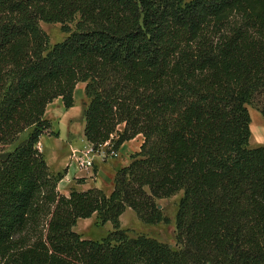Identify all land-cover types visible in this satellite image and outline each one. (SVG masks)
Segmentation results:
<instances>
[{
  "label": "trees",
  "instance_id": "16d2710c",
  "mask_svg": "<svg viewBox=\"0 0 264 264\" xmlns=\"http://www.w3.org/2000/svg\"><path fill=\"white\" fill-rule=\"evenodd\" d=\"M79 83L95 150L143 137L109 196L62 194L38 148ZM248 106L264 116V0H0V264H264ZM179 193L176 247L121 228L127 209L169 224L158 201ZM94 215L113 227L98 241L74 231Z\"/></svg>",
  "mask_w": 264,
  "mask_h": 264
},
{
  "label": "crops",
  "instance_id": "0c3cea01",
  "mask_svg": "<svg viewBox=\"0 0 264 264\" xmlns=\"http://www.w3.org/2000/svg\"><path fill=\"white\" fill-rule=\"evenodd\" d=\"M84 83H79L74 92V107L65 109L61 98L54 100L45 112V119L52 124V132L57 137L50 135H43L40 138L38 148L43 154L45 161L52 174H63L64 178L59 183V191L69 196L72 192H86L92 189H99L105 193L109 191V196L114 190V179L116 173L127 167L131 162V156L138 153L143 143V137L138 136L134 140L124 143L118 150V158L105 161H95V166L92 171H81L72 159V152L76 150H85L91 147L84 136L85 122L83 121L84 113L88 106V99L85 95ZM81 100L82 110H76L78 101ZM76 110L77 114L72 116L71 113ZM252 120V119H251ZM80 126V134H76L77 126ZM76 134V135H75ZM81 138L85 143L82 149L75 146L77 139ZM58 142H65L66 147H60L58 150H49L47 142L51 140ZM51 141V142H52ZM55 144V143H54ZM136 144L135 150H127L128 145ZM124 152V155L122 154ZM122 162L118 163V161ZM91 219V218H90ZM80 221V220H79ZM88 221V220H87ZM121 221V219H120ZM76 232V231H75ZM79 234V233H78Z\"/></svg>",
  "mask_w": 264,
  "mask_h": 264
},
{
  "label": "rangeland",
  "instance_id": "374dc122",
  "mask_svg": "<svg viewBox=\"0 0 264 264\" xmlns=\"http://www.w3.org/2000/svg\"><path fill=\"white\" fill-rule=\"evenodd\" d=\"M191 1V0H186ZM42 29L47 33L50 39V44L51 46H54L55 44H58L62 42L66 37L67 34L62 31V26L60 24H46L42 23L41 24ZM83 108L81 100L78 101L76 110L79 109L81 111ZM249 113L252 111H256L260 118L256 119V124H260L264 126V116L258 111L256 107L248 106L247 107ZM76 110H74L73 113H71L72 116H75L77 114ZM262 121H261V120ZM83 121L85 122V119L83 117ZM80 126L78 125L76 128V134H80ZM124 126L122 125L119 127L118 131L121 132L123 130ZM75 134V135H76ZM57 137V136H54ZM56 141H50L49 143L47 142V148L49 150H55L57 146V150L61 147H66L65 142H58L57 139ZM55 143V144H54ZM85 143L82 141L81 138L77 139V142L75 143V146L79 149H82ZM264 146V143L262 144H256L254 142H249V148H256ZM113 148V144L110 146H105L104 151L105 152H110V150ZM137 148L136 144L128 145L126 147L127 150H135ZM76 151H82V150H76ZM112 151V150H111ZM106 154V153H105ZM119 154V153H118ZM124 155V152H122ZM118 157H108L104 159L105 162L107 160L111 159H116ZM96 160H101V158H96ZM122 162V160L118 161V163ZM59 190V189H58ZM105 193L108 195L110 192L105 191ZM182 198V193H179L178 195L170 198V199H165V200H160L158 201V205L161 206V209L163 211V214L170 219L169 224H159L155 226H149V225H144L143 223L140 222L138 219L137 215L130 209H127L126 212L122 215L121 217V228L123 230L128 231V235L130 237H136L139 235H145L148 237L155 238L156 240L172 245L173 247H176V227H175V219H176V214L178 211V206L180 199ZM88 220V221H87ZM74 231L79 233L82 238L84 239H90L94 241L101 240L104 236L107 235V233L113 231V227L110 223H107L106 225H101L97 215H94L91 219H85V220H80L78 221L76 227L74 228Z\"/></svg>",
  "mask_w": 264,
  "mask_h": 264
},
{
  "label": "built area",
  "instance_id": "2783aa9c",
  "mask_svg": "<svg viewBox=\"0 0 264 264\" xmlns=\"http://www.w3.org/2000/svg\"><path fill=\"white\" fill-rule=\"evenodd\" d=\"M109 146V143L100 146L98 149H94L92 146L82 151H73L72 159L81 171L89 172L94 169L96 158H101L103 161L108 157H118V152L111 151L105 152V146ZM106 153V154H105Z\"/></svg>",
  "mask_w": 264,
  "mask_h": 264
},
{
  "label": "bare ground",
  "instance_id": "6f19581e",
  "mask_svg": "<svg viewBox=\"0 0 264 264\" xmlns=\"http://www.w3.org/2000/svg\"><path fill=\"white\" fill-rule=\"evenodd\" d=\"M250 116L252 119V122L250 124V128H251L250 143L254 142L256 144H262L264 143V126L260 124L259 125L256 124V119L260 118V116L256 111H252L250 113Z\"/></svg>",
  "mask_w": 264,
  "mask_h": 264
},
{
  "label": "water",
  "instance_id": "95a60500",
  "mask_svg": "<svg viewBox=\"0 0 264 264\" xmlns=\"http://www.w3.org/2000/svg\"><path fill=\"white\" fill-rule=\"evenodd\" d=\"M159 209H161V206H159Z\"/></svg>",
  "mask_w": 264,
  "mask_h": 264
}]
</instances>
